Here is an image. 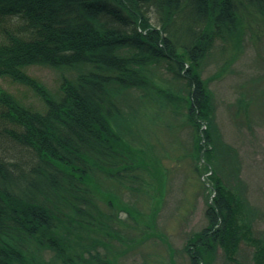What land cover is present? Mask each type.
Wrapping results in <instances>:
<instances>
[{
  "label": "trees",
  "instance_id": "16d2710c",
  "mask_svg": "<svg viewBox=\"0 0 264 264\" xmlns=\"http://www.w3.org/2000/svg\"><path fill=\"white\" fill-rule=\"evenodd\" d=\"M254 15L264 28V0H0V77L28 86L44 104L0 87V134L28 152L15 161L0 146V264H105L103 239L88 233L108 230L115 218L100 209L93 178L108 171L140 193V176L129 172L138 166L132 124L141 127V105L164 108L168 100L194 131L193 154L209 173L208 225L188 240L190 264H208L218 247L240 264L241 241L256 246L254 264H264V238L252 234L258 209L203 77L219 42L222 53L232 40L242 47ZM38 64L76 74L63 75L56 93L26 71ZM161 65L181 82L184 105L171 90L155 91Z\"/></svg>",
  "mask_w": 264,
  "mask_h": 264
},
{
  "label": "rangeland",
  "instance_id": "374dc122",
  "mask_svg": "<svg viewBox=\"0 0 264 264\" xmlns=\"http://www.w3.org/2000/svg\"><path fill=\"white\" fill-rule=\"evenodd\" d=\"M260 23L254 15L238 50L232 40L229 50L222 53L219 42L206 60L203 73L214 92L218 128L223 139L238 150L242 186L251 205L258 209L252 231L256 238H264V28ZM26 71L56 93L63 75L73 78L76 74L72 69L44 64L28 66ZM155 71V91L171 90L184 105L181 82L173 80L163 65ZM0 87L26 104L44 109L41 97L28 86L0 77ZM243 100L249 105L242 107ZM171 103L168 100L164 108L153 101L141 105L142 128L132 124L135 136L130 144L138 166L129 172L140 176V193L134 195L126 186H119L108 177V171L93 178L100 209L113 212L115 218L111 226L107 225L108 230L88 233L90 240L94 236L103 239L100 245L106 255L105 264H190L188 240L208 225L205 211L211 190L206 181L209 173L193 154L194 131L172 115L175 109ZM126 137L130 139V135ZM0 146H4L8 159H27L26 149L8 134H0ZM223 166L216 167L218 172ZM126 205L131 211L123 208ZM88 238L81 241L87 243ZM238 250L240 264H254L256 246L241 241ZM208 262L239 264L229 262L220 247Z\"/></svg>",
  "mask_w": 264,
  "mask_h": 264
}]
</instances>
